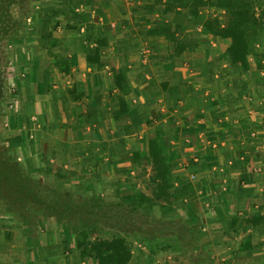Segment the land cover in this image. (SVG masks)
Masks as SVG:
<instances>
[{
  "label": "crops",
  "instance_id": "obj_1",
  "mask_svg": "<svg viewBox=\"0 0 264 264\" xmlns=\"http://www.w3.org/2000/svg\"><path fill=\"white\" fill-rule=\"evenodd\" d=\"M57 8L47 31L57 51L27 44L19 61L24 95L38 118L53 125L41 126V151L53 158L37 168H61L68 176L51 178L57 202L50 207L29 209L22 199L19 210L0 209V264H92L79 255L77 234L61 232L58 218L103 210L90 202L99 196L106 214L115 207L102 200H115L126 213L160 219L137 226L126 264H264V15L242 69L229 63L228 41L214 32L228 23L225 7L200 0H68ZM93 54L97 60H87ZM55 55L68 61L67 71ZM119 70L131 87L130 108L115 121ZM157 133L174 184L189 183L192 191L170 206L140 204L137 197L130 205L134 192L151 197L136 174L144 166L147 179L153 173L148 140ZM19 180L13 188L19 195L31 194L32 185L36 194L46 191L42 177ZM60 193L70 198L67 205L58 202Z\"/></svg>",
  "mask_w": 264,
  "mask_h": 264
},
{
  "label": "rangeland",
  "instance_id": "obj_2",
  "mask_svg": "<svg viewBox=\"0 0 264 264\" xmlns=\"http://www.w3.org/2000/svg\"><path fill=\"white\" fill-rule=\"evenodd\" d=\"M67 1L68 0H0L1 210H4L6 207L9 210H19L21 206H24L23 203H21L22 199L23 201L28 200L27 204L31 203L28 205L29 209L41 206L39 203L43 204L44 207H50L53 202H57L56 199L53 198L51 191L48 190L52 189L54 186L53 179L51 178L57 176L62 180L68 176V173L61 168L54 169L46 167L45 169H41L39 166L37 168V165H41V163L45 161L44 159L53 158L51 155H48L49 152L45 153L41 151V147L44 143L41 126L43 124L45 128L53 127V125L51 124V126H49L48 121L38 118L35 103H30L27 99L28 97L24 95L22 78L25 72L24 69L21 68L19 61L22 56L21 51L25 45L28 44L29 47L33 45L39 46L44 41L42 35L46 33L47 29L53 28V14H55V9L57 13V10H59L57 7H62ZM247 1L253 6L256 15L260 16L264 13V0ZM248 33L250 39H252L253 32L249 30ZM54 46H52V48H55L54 51H57V47ZM43 49L45 48L42 47V50ZM56 123H59L58 118ZM39 145L41 146L39 147ZM145 169L146 167L144 166L142 170H139L136 176H141L147 182V171ZM28 176L42 177L41 184L46 191L41 195L39 193L36 194L33 191L35 185H32L31 194L29 190L27 194L22 195H19V190H14L15 193H13V188H17V185H19L20 177L23 178ZM29 183L28 181V184ZM144 183L142 185L148 190L151 185L148 184L146 186ZM24 186H26V184ZM58 197H60L58 202L63 205H67L70 202V198L66 194L60 193ZM99 197L96 200L97 203H93H95L94 206L103 207V210L95 209L94 212L96 213L91 216L59 217L60 223L64 225L61 232L63 230V232L67 233L68 238L78 234V230L80 229L87 231L92 238H105L115 234H121L125 236L131 244H134L132 240L133 237H135L134 230L137 226V229H139V226L147 228V226L157 224L158 221H160L159 218L157 219L155 217L154 213L140 212L133 214L134 216L130 213H126L121 204L116 205L115 200L113 202L102 200L103 203H112L115 208H119L118 210L113 208V214H106L104 204H100ZM4 201H6L7 204H5ZM106 211H111V209H106ZM115 212H117V214H115ZM44 219H48V222L51 224L50 220H52L53 217L47 216V218Z\"/></svg>",
  "mask_w": 264,
  "mask_h": 264
},
{
  "label": "trees",
  "instance_id": "obj_3",
  "mask_svg": "<svg viewBox=\"0 0 264 264\" xmlns=\"http://www.w3.org/2000/svg\"><path fill=\"white\" fill-rule=\"evenodd\" d=\"M200 2L204 4H215L225 7L228 10L229 18L227 25L222 28L214 29V32L226 38L228 41V45L225 49V56L229 60V63L233 66H239L242 69L248 68L249 63L247 55L249 46L258 40V34L262 28L261 17L264 13L260 16L256 15L253 6L247 0H200ZM206 25L208 30L212 28L209 22ZM52 26H54V22ZM249 30L253 32L252 39L249 37ZM47 31L48 29L46 33L42 35L45 42L43 41L40 47L50 51L54 43H52V39L49 38ZM55 56L57 57V65L60 66L62 71H67L68 61L62 56ZM86 58L89 61L97 60L96 54L87 55ZM113 80L118 94L116 108L112 116L115 121H118L130 108L125 96L130 92L131 87L125 73L121 70L113 74ZM162 88L167 89L168 87L166 84H162ZM148 156L153 170V173L147 179L148 184L151 185V197L145 196L142 192H134L127 197V202L130 205H136V203H134L136 201L134 200L137 197L140 200V204L144 201L149 202L153 200L155 202L163 201L170 206L179 198L188 195L192 191L189 183H182L181 185L174 184L173 177L170 173V162L165 155L158 133L148 140ZM97 199L98 197L90 199L93 206L97 203ZM4 203L7 204L6 201H4ZM169 206H165V208L170 209ZM260 219L261 216L258 215L246 221L255 222ZM76 247L79 250V255L81 257H89L92 264H126L132 257L131 244L128 239L121 234H115L105 238H92L87 231L80 229L77 234ZM241 247L245 246L242 245Z\"/></svg>",
  "mask_w": 264,
  "mask_h": 264
},
{
  "label": "built area",
  "instance_id": "obj_4",
  "mask_svg": "<svg viewBox=\"0 0 264 264\" xmlns=\"http://www.w3.org/2000/svg\"><path fill=\"white\" fill-rule=\"evenodd\" d=\"M190 176H191V178H194L195 174L191 172Z\"/></svg>",
  "mask_w": 264,
  "mask_h": 264
}]
</instances>
